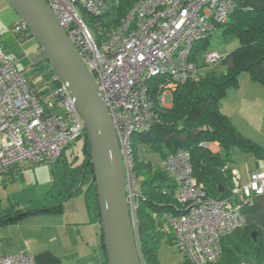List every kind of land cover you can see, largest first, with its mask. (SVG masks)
<instances>
[{
  "label": "built area",
  "instance_id": "obj_1",
  "mask_svg": "<svg viewBox=\"0 0 264 264\" xmlns=\"http://www.w3.org/2000/svg\"><path fill=\"white\" fill-rule=\"evenodd\" d=\"M122 0H48L76 45L109 107L125 164L130 211L136 215L142 186L133 161V134L156 121L150 84L173 91L226 57L215 50L203 54L204 64L190 58L198 40L207 38L227 20L234 0H138L118 25L99 36L83 18L101 16ZM102 27V26H101ZM31 34L20 18L11 28ZM47 79L35 86L15 67L0 46V175L19 163L52 164L70 143L85 136L83 119L66 83L51 64ZM163 99L164 94L161 95ZM204 146L208 143L202 142ZM162 168L178 185L182 213H171L167 223L174 241L193 264L215 261L223 239L245 226V207L264 194V170L251 173L247 183L233 178L231 193L210 196L193 174L190 154L178 149L162 160ZM84 171V169H82ZM0 264H37L28 251L0 254ZM144 264V262H143ZM236 264H252L241 260Z\"/></svg>",
  "mask_w": 264,
  "mask_h": 264
},
{
  "label": "trees",
  "instance_id": "obj_2",
  "mask_svg": "<svg viewBox=\"0 0 264 264\" xmlns=\"http://www.w3.org/2000/svg\"><path fill=\"white\" fill-rule=\"evenodd\" d=\"M137 1L122 0L120 5L107 10L101 16L92 17L89 14L97 35L101 36L100 31L104 34L112 26L118 25ZM234 2L235 7L227 20L217 25H223L225 34L238 40L237 47L226 55V66L223 70L207 69L195 78L179 84L173 91L172 105L169 107L161 106V97L157 94L155 86L160 78L156 77V81L152 79L150 84L149 93L156 121L148 130L133 134L161 154V164L156 168L150 160L140 159L133 146V161L142 186L135 225L144 264H162L158 257L159 240L168 234L169 241H174L167 216L171 213H182L184 210V204L178 198V185L162 168L163 158L178 149L188 150L193 174L198 183L204 186L210 196L223 198L228 196L232 189L230 164L234 150L253 153L262 150L236 128L230 116L220 107V100L226 95L227 89L237 86L244 72H248L254 81L264 86V0ZM20 34L24 38L33 36L32 33L27 37L23 33ZM210 35L203 40L208 42ZM206 51L207 46H194L190 58L200 65L204 64L203 54ZM49 64L51 63L48 61ZM85 136L88 142L86 132ZM213 141L219 142L221 152H213L202 144ZM87 149L85 143L84 150ZM64 154L65 151L58 160H61ZM66 171H70L67 180L72 182L67 188V191H70L76 185L75 182L79 183L83 173L80 168L71 164H67ZM89 171L92 172L93 168ZM220 185L223 192H219ZM94 187L96 190V185ZM252 232L251 228L244 226L226 236L222 242L223 252L220 257L205 264H236L241 260L264 264V240L258 233L254 237ZM185 257L183 264H193L186 255Z\"/></svg>",
  "mask_w": 264,
  "mask_h": 264
},
{
  "label": "crops",
  "instance_id": "obj_3",
  "mask_svg": "<svg viewBox=\"0 0 264 264\" xmlns=\"http://www.w3.org/2000/svg\"><path fill=\"white\" fill-rule=\"evenodd\" d=\"M19 19L20 15L10 2L0 0V46L9 52L18 70L23 71L35 86H42L47 79L48 59L34 36L24 38L11 30ZM222 111L230 116L241 133L262 149L258 153L234 150L230 164L231 186L235 175L244 184L249 181L253 171L264 170V104L254 108L249 107L246 101L244 105L235 106L231 100L225 101V110ZM207 147L213 152L222 151L218 141L208 142ZM57 161L61 162L62 169V197L56 196V199L53 198L39 208L23 211L0 209V240L8 246L0 254L28 251L34 255L37 264H106V246L97 190L94 187V172L89 171L87 161L82 165H73L66 152ZM28 164L33 163L15 164L0 175V182L19 178L23 166ZM67 164L80 168V171L88 170L90 176L80 183L75 182L76 185L64 196L72 184L71 181L67 182L70 177V171H66ZM92 190L94 193L91 204L89 197ZM244 211L245 227L256 231L264 240V194L250 200ZM12 231L14 236L11 235Z\"/></svg>",
  "mask_w": 264,
  "mask_h": 264
},
{
  "label": "water",
  "instance_id": "obj_4",
  "mask_svg": "<svg viewBox=\"0 0 264 264\" xmlns=\"http://www.w3.org/2000/svg\"><path fill=\"white\" fill-rule=\"evenodd\" d=\"M67 84L90 143L108 264H143L130 211L125 164L109 107L76 45L48 0H8ZM222 192V186L219 187ZM255 237L257 232H252Z\"/></svg>",
  "mask_w": 264,
  "mask_h": 264
},
{
  "label": "rangeland",
  "instance_id": "obj_5",
  "mask_svg": "<svg viewBox=\"0 0 264 264\" xmlns=\"http://www.w3.org/2000/svg\"><path fill=\"white\" fill-rule=\"evenodd\" d=\"M81 14L91 27L94 35H97V30L93 26V19L88 17L87 14L82 11ZM223 29V25L218 26L211 32L208 42L205 40H198L195 46H198V48L201 46H207L208 50H215L220 52L223 56H226L229 52L233 51L237 47L238 40L235 37L225 34ZM225 66L224 58L220 64L204 69L223 70ZM156 80L157 79L155 77L153 81ZM155 87L158 90L157 94H164L163 99H161V106H171L173 90L169 89L168 87H161L159 83H157V86ZM231 100H233L235 106L244 105L247 101L249 103V107L251 106L257 108L259 104L261 107V105L264 104V86L261 83L254 81L248 72H244L239 78L238 85L231 86L227 89L226 95L220 100V107L225 110V101L228 102ZM85 143L88 146L86 151L84 150ZM132 143L134 148H136L137 156L140 159L150 160L154 167L159 168L161 164V154L158 151L154 150L149 144L139 140L134 136L132 137ZM65 152L68 156V159L73 161V165H82L85 161H88L90 154V143L89 141H86V136H82L72 141L66 148ZM61 171V162L58 163V161L52 164L24 165L23 172L20 174L19 178L15 180L6 179L0 182V209L12 208L16 209L17 211H23L32 208H39L41 205L50 202L53 198L56 199V196L62 197L61 190L63 189L64 185L61 178ZM90 172L88 170L82 171L81 173H83V176L79 180V183L82 180H87L90 176ZM84 189L85 191L87 190L85 186ZM93 193L94 191L92 190L89 197L91 204ZM67 195L68 191H65L64 196ZM134 226L137 233L136 225L134 224ZM11 233V235L14 236V232L12 231ZM168 238L169 235L166 234L158 242V257L160 262L162 264H183L186 259L184 252L174 241H169ZM7 247L8 246L6 243H2L0 240V253L8 249Z\"/></svg>",
  "mask_w": 264,
  "mask_h": 264
}]
</instances>
